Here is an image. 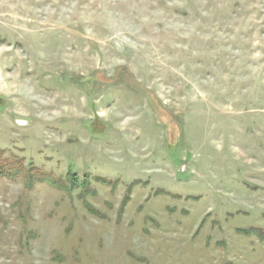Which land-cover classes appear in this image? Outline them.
I'll return each instance as SVG.
<instances>
[{
    "label": "rangeland",
    "instance_id": "obj_1",
    "mask_svg": "<svg viewBox=\"0 0 264 264\" xmlns=\"http://www.w3.org/2000/svg\"><path fill=\"white\" fill-rule=\"evenodd\" d=\"M1 152L0 264H264V0H0Z\"/></svg>",
    "mask_w": 264,
    "mask_h": 264
},
{
    "label": "trees",
    "instance_id": "obj_2",
    "mask_svg": "<svg viewBox=\"0 0 264 264\" xmlns=\"http://www.w3.org/2000/svg\"><path fill=\"white\" fill-rule=\"evenodd\" d=\"M3 156V153L1 152L0 153V159H1V157ZM1 165H0V174H3V175H6V174H8V175H6V176H9V177H11V178H15V175L16 174H14V172L16 171L15 169H16V167H18L19 168V165H16V162H14L13 160H10V159H4V160H2L1 161ZM15 168V169H14ZM4 169H6V170H4ZM14 171V172H13ZM18 171H19V169H18ZM21 171H19V173H20ZM6 173V174H5ZM25 173V178L28 180V181H30V184H29V186H31L32 184H33V182L35 181L34 179H33V175L31 174V171L29 170V171H26V172H24ZM48 181H50V180H48ZM64 186H60V188H63Z\"/></svg>",
    "mask_w": 264,
    "mask_h": 264
}]
</instances>
